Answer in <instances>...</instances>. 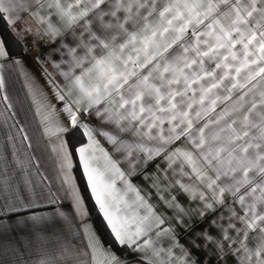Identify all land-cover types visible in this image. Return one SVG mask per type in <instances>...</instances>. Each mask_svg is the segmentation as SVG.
I'll use <instances>...</instances> for the list:
<instances>
[{
    "label": "snow or ice",
    "instance_id": "1",
    "mask_svg": "<svg viewBox=\"0 0 264 264\" xmlns=\"http://www.w3.org/2000/svg\"><path fill=\"white\" fill-rule=\"evenodd\" d=\"M0 21L24 44L76 25L100 26V35L89 31L94 43L68 49L70 66L79 71L63 73L66 82L54 85L60 108L47 106L44 116L82 216L66 140L72 130L86 138L74 152L90 197L112 242L128 249L136 264H227L228 256L237 264H264V0H0ZM3 59L11 53L0 40ZM256 84L262 85L259 100L246 101ZM233 92L236 104L217 112L218 102L231 101ZM86 117L100 123L93 128ZM128 132L139 139L129 143L120 135ZM99 137L131 157L130 166L163 154L165 175L153 186H174L197 206L185 209L176 196H161L176 210L168 220L125 179ZM181 138L188 146L167 147ZM146 141L157 144L148 147ZM176 174L189 182L173 179ZM186 216L209 227H188ZM28 219L38 224L47 217ZM177 228L186 230L183 240ZM87 240L83 254L60 250L65 264H83L84 257L86 264H127L95 232Z\"/></svg>",
    "mask_w": 264,
    "mask_h": 264
},
{
    "label": "crops",
    "instance_id": "2",
    "mask_svg": "<svg viewBox=\"0 0 264 264\" xmlns=\"http://www.w3.org/2000/svg\"><path fill=\"white\" fill-rule=\"evenodd\" d=\"M34 8L35 5L30 11ZM30 19L31 17L25 14V20ZM107 19L110 17H105V20ZM89 31L100 35L99 24L84 27L76 25L73 29L52 37L43 34V39L29 37V43L44 44L43 59L39 60L26 56L25 44L17 43L12 30L4 23L0 25V40L5 41L11 53V59L0 60V77L4 81V86L0 89V264H53L54 260L65 264V260L60 256V250L71 248L74 253L78 251L83 254L88 243L89 231L95 232L105 245L112 244L113 250L124 257L127 264H136L128 249H121L112 242L102 214L99 213L98 206L95 205L86 187V177L82 175V168L74 152L75 147L84 143L86 138L81 135L80 130H72L66 136L70 145L69 151L73 152L71 175L83 198L86 214L82 216L74 206L68 186L64 183L61 161L54 151L58 142L45 131L44 116L48 115L49 111L47 106L58 110L61 105L56 99L54 85L66 82L63 73L79 71L70 66L71 57L68 55V49L82 42L94 43ZM77 51L82 54L81 49ZM16 60L20 63L17 64ZM261 87V84H256L245 100H259L258 92ZM236 97L237 93L233 92L231 101H225L223 104L218 102L216 111L220 112L225 107L231 109L236 104ZM60 118L65 119V114L61 113ZM86 119L91 120L90 126L93 128L100 123L94 117ZM163 127L167 130L168 125L165 124ZM120 135L129 143L139 139L130 132ZM99 139L105 150L117 161V166L125 172V179L141 189L142 194L146 195L149 202L168 220L172 219L176 210L170 208L161 196L165 198L170 195L176 196L179 204L185 209L197 206L196 202L188 199L186 194L176 190L174 186L165 187L160 181H157L159 187L153 186V181L158 176L165 175L162 169L166 167L167 161L163 159V154L143 165L130 166L128 161L131 157L116 152L106 138ZM146 143L148 147L157 144L155 141ZM186 146L187 141L181 138L167 147L172 149ZM137 155L145 157L146 153ZM130 170L132 174L129 176ZM168 175H172L171 170ZM172 178L182 179L184 183L189 182L188 177L181 178L179 174ZM117 187H121L120 181H117ZM133 195L129 193L130 197ZM11 208L17 210L11 211ZM57 210L63 212L65 216H59ZM33 214L47 219L36 224L28 219ZM185 219L189 221L188 227L197 229L209 227L208 223L199 217L193 220L186 216ZM173 227L176 225L173 224ZM177 231L183 240L187 234L186 230L177 228ZM83 264H86V257L83 258ZM227 264H237L236 258L228 256Z\"/></svg>",
    "mask_w": 264,
    "mask_h": 264
},
{
    "label": "built area",
    "instance_id": "3",
    "mask_svg": "<svg viewBox=\"0 0 264 264\" xmlns=\"http://www.w3.org/2000/svg\"><path fill=\"white\" fill-rule=\"evenodd\" d=\"M44 44L42 42L24 45V54L32 59H43Z\"/></svg>",
    "mask_w": 264,
    "mask_h": 264
},
{
    "label": "trees",
    "instance_id": "4",
    "mask_svg": "<svg viewBox=\"0 0 264 264\" xmlns=\"http://www.w3.org/2000/svg\"><path fill=\"white\" fill-rule=\"evenodd\" d=\"M3 24V22L2 21H0V25H2Z\"/></svg>",
    "mask_w": 264,
    "mask_h": 264
}]
</instances>
